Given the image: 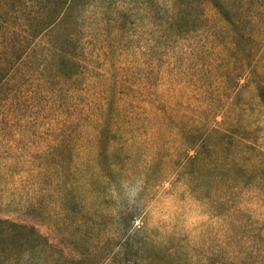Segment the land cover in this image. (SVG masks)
Segmentation results:
<instances>
[{
    "label": "rangeland",
    "instance_id": "obj_1",
    "mask_svg": "<svg viewBox=\"0 0 264 264\" xmlns=\"http://www.w3.org/2000/svg\"><path fill=\"white\" fill-rule=\"evenodd\" d=\"M171 1L68 0L23 46L0 85V264H264V0H227L235 25L195 7L189 31Z\"/></svg>",
    "mask_w": 264,
    "mask_h": 264
},
{
    "label": "trees",
    "instance_id": "obj_2",
    "mask_svg": "<svg viewBox=\"0 0 264 264\" xmlns=\"http://www.w3.org/2000/svg\"><path fill=\"white\" fill-rule=\"evenodd\" d=\"M30 3L28 0H0V41L9 43V38L18 39L21 45H15L12 48L11 54L8 51L0 53V85L8 76L10 70L20 61L26 52L24 45L27 47L34 42L47 28L53 24L55 20L61 17L68 7V0H44L37 2L40 4L39 9L31 8L33 1ZM211 4L224 18L230 23L235 25L236 21L232 19L231 13L234 12L233 5H229L227 0H172L171 4L174 9L173 25L181 31H189L195 29L196 19L194 17L193 8H202L205 4ZM16 44L14 41H10ZM264 92V87L261 89ZM264 100V93H262ZM179 134L183 136L189 150H193L198 155L201 147V140L193 139L192 135L188 133L183 127H179ZM118 148L114 145L107 153L100 151L101 157L105 156L107 160L105 165L99 164V170L96 171L93 181H98L109 186H118L122 184L120 175L122 173L121 167L116 166ZM101 157H99L101 159ZM229 167H225L222 175H229ZM117 184V185H114ZM70 206V205H69ZM118 223L121 228L128 230L132 228L135 223L134 211L119 213ZM12 227H17L16 223H10ZM3 250V249H1ZM0 250V252H1ZM1 259V258H0ZM1 262V260H0Z\"/></svg>",
    "mask_w": 264,
    "mask_h": 264
},
{
    "label": "clouds",
    "instance_id": "obj_3",
    "mask_svg": "<svg viewBox=\"0 0 264 264\" xmlns=\"http://www.w3.org/2000/svg\"><path fill=\"white\" fill-rule=\"evenodd\" d=\"M204 219H206V217H204ZM138 223V222H137Z\"/></svg>",
    "mask_w": 264,
    "mask_h": 264
}]
</instances>
